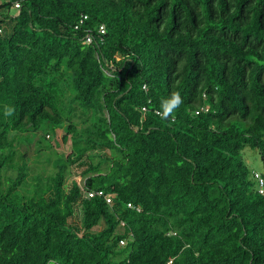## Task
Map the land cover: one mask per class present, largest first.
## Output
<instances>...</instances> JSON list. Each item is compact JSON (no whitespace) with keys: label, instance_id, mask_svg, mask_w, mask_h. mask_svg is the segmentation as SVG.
I'll return each mask as SVG.
<instances>
[{"label":"trees","instance_id":"1","mask_svg":"<svg viewBox=\"0 0 264 264\" xmlns=\"http://www.w3.org/2000/svg\"><path fill=\"white\" fill-rule=\"evenodd\" d=\"M41 128L70 150L21 193ZM245 147L264 173V0H0V264H264Z\"/></svg>","mask_w":264,"mask_h":264},{"label":"rangeland","instance_id":"2","mask_svg":"<svg viewBox=\"0 0 264 264\" xmlns=\"http://www.w3.org/2000/svg\"><path fill=\"white\" fill-rule=\"evenodd\" d=\"M13 10L14 9H11V11ZM29 134L30 143L26 144L24 139H20V142H15V148L18 150V153H22L27 150L29 156V160H27L29 170L26 177V184L20 188L21 193L25 194L34 186L36 182L35 176L40 175L41 180L44 182L45 177L55 171L53 159L56 157L65 158V155L70 150V141L68 140L67 142H63L62 140L63 129H56L51 133V135L49 134V137L45 135V140H42L44 135V129L42 128ZM20 138H24V135ZM38 140L42 141L38 142ZM37 147L41 148L37 150ZM100 152L102 151H99V153ZM241 155L250 170V175L253 171L260 172L263 170V164L260 155L256 150L245 147L241 151ZM84 168L85 166H79L76 164L71 165L68 168L69 173H67V179L64 184L66 189L69 187L72 181H76L78 184H80V186H82L83 178L81 176V171ZM6 174L14 177V175H16V170L9 169ZM255 186L257 187V185ZM69 222L78 224L77 222H79V220L75 217L74 219L71 218ZM100 227L101 225L97 226V229Z\"/></svg>","mask_w":264,"mask_h":264},{"label":"built area","instance_id":"3","mask_svg":"<svg viewBox=\"0 0 264 264\" xmlns=\"http://www.w3.org/2000/svg\"><path fill=\"white\" fill-rule=\"evenodd\" d=\"M15 6H18V5L15 4ZM83 18L85 19L86 16H83ZM99 32L100 33H104L105 32L104 25L101 24L99 26ZM87 41L90 42V37H87ZM142 109H144V108H142ZM200 110L201 111H205L206 108L201 107ZM253 177H254V179L256 181V184H257V192L264 196V173L263 172H258V171H253ZM85 193H86L87 197H91V196H93L95 194H98V195L102 194L101 191H97V192L96 191H85ZM107 200H108V198H107ZM128 206H131V204L128 203ZM124 243H125V240L121 239L120 240V244H124ZM168 264H170V261L168 262Z\"/></svg>","mask_w":264,"mask_h":264},{"label":"clouds","instance_id":"4","mask_svg":"<svg viewBox=\"0 0 264 264\" xmlns=\"http://www.w3.org/2000/svg\"><path fill=\"white\" fill-rule=\"evenodd\" d=\"M183 103V99L178 91L162 102V118L167 119L173 116L176 109ZM10 114V113H9Z\"/></svg>","mask_w":264,"mask_h":264}]
</instances>
